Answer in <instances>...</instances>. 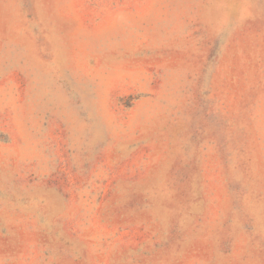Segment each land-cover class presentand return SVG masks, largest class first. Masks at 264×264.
Returning <instances> with one entry per match:
<instances>
[{"label": "rangeland", "instance_id": "rangeland-1", "mask_svg": "<svg viewBox=\"0 0 264 264\" xmlns=\"http://www.w3.org/2000/svg\"><path fill=\"white\" fill-rule=\"evenodd\" d=\"M0 264H264V0H0Z\"/></svg>", "mask_w": 264, "mask_h": 264}]
</instances>
